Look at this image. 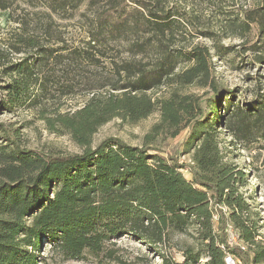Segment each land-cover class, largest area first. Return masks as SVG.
<instances>
[{"label":"trees","instance_id":"trees-1","mask_svg":"<svg viewBox=\"0 0 264 264\" xmlns=\"http://www.w3.org/2000/svg\"><path fill=\"white\" fill-rule=\"evenodd\" d=\"M32 1L0 0V11L18 3L30 6ZM43 1L53 15L77 12L98 0ZM105 4L94 15L83 49L48 48L25 30V20L15 37L30 51L2 72L10 77L0 86V110L5 113L26 103L37 73L64 59L68 58L65 71L79 63L94 66L111 43L131 34L136 36L127 44L132 54H158L151 64L143 60L114 64L121 84L112 85L106 94L89 89L91 96L78 109L48 120L49 129L68 134L80 153L22 149L17 130L0 123L4 142L0 144V264H40L38 253L47 245L66 260L90 255L115 264H141L118 258L110 248L113 239L131 237L157 254L169 233L188 234L194 244L185 245L182 262L161 254L160 264H226V257L233 264H264L258 214L241 191L245 174L224 160L219 140L221 129L231 146L248 149L264 142V97L242 105L233 104L231 98L225 106L226 95L233 97V91L212 79L208 50L170 49L168 41L184 20L166 11L159 0H132L131 5L105 0ZM257 9L264 29V4ZM48 32L47 28L45 35ZM182 62L186 67L177 70ZM52 71L51 67L39 82L40 91H46ZM162 86L169 88L166 96L148 95ZM189 86L207 89L209 94H185ZM154 111L160 121L143 145L132 146L115 137L92 145L93 135L112 119L135 124ZM183 131L187 132L183 153L189 155V162L163 155L153 146L161 132L173 139ZM181 170L189 173V180Z\"/></svg>","mask_w":264,"mask_h":264},{"label":"rangeland","instance_id":"rangeland-1","mask_svg":"<svg viewBox=\"0 0 264 264\" xmlns=\"http://www.w3.org/2000/svg\"><path fill=\"white\" fill-rule=\"evenodd\" d=\"M166 10L182 16L181 28L168 41L170 49L176 52H187L198 46L208 50L210 71L216 85L233 91V97L226 95L225 106L232 98L233 104H249L264 97V29L263 19L257 7L264 0H159ZM23 2V1H22ZM25 2V1H24ZM129 5L132 0H125ZM46 2L33 0L32 5L17 4L14 8L0 11V86H5L9 76L3 70L18 63L28 54L25 45L15 38L20 34L24 20L25 30L34 37H40L48 48L83 49L88 41L87 32L93 22L94 15L101 12L105 0H98L95 5H85L77 12L49 14ZM49 29L48 35L45 30ZM140 35V34H139ZM141 36V35H140ZM134 34L124 36L120 43L110 44L104 57L97 56L96 65L81 64L67 71L68 58L60 65H50L37 73L38 81H33L26 103L16 108L13 113L0 110V123L10 124L16 129L17 141L22 149L42 154H77L81 149L66 133H55L49 129V121L59 113L72 112L80 107L93 94H106L117 82L118 76L114 64L124 61L143 60L151 64L157 51L144 55H134L128 50V42L135 39ZM17 49L21 51H16ZM30 51V50H29ZM65 54L66 51L61 52ZM54 74L45 83L46 91H40L39 82L47 76L50 68ZM186 63L178 65L177 70L184 69ZM66 73V74H65ZM102 86H104L102 88ZM48 88V89H47ZM169 88L162 86L148 92L153 99L164 97ZM185 94L207 96L209 90L189 86L183 90ZM208 92V93H207ZM3 94L0 90V100ZM34 100V101H33ZM160 121V114L154 111L135 124L119 119H112L102 125L92 137V145L101 140L115 137L126 144L141 146L151 129ZM219 140L224 160L233 164L245 174V185L241 188L247 198L252 212H257V226L260 227L261 240H264V142L250 145L248 149L239 145H229V138L219 129ZM186 131L175 138L161 132L153 146L162 154H174L179 162H189V155L183 153ZM0 144L4 142L0 141ZM152 146V145H151ZM186 179L190 175L181 170ZM110 248L116 256L127 262L160 264V255L176 262L183 261L182 250L185 245L194 241L190 235L169 233L162 245L160 253L149 251L144 245L131 237L113 239ZM40 264H115L103 256L96 258L90 255L84 260H66L49 245L38 253Z\"/></svg>","mask_w":264,"mask_h":264},{"label":"built area","instance_id":"built-area-1","mask_svg":"<svg viewBox=\"0 0 264 264\" xmlns=\"http://www.w3.org/2000/svg\"><path fill=\"white\" fill-rule=\"evenodd\" d=\"M225 263L226 264H233L232 260L229 257H226Z\"/></svg>","mask_w":264,"mask_h":264}]
</instances>
